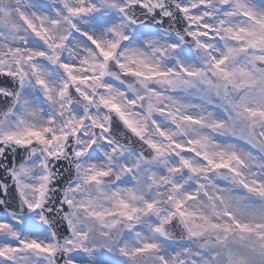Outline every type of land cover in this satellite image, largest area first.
I'll list each match as a JSON object with an SVG mask.
<instances>
[{
    "label": "snow or ice",
    "instance_id": "snow-or-ice-1",
    "mask_svg": "<svg viewBox=\"0 0 264 264\" xmlns=\"http://www.w3.org/2000/svg\"><path fill=\"white\" fill-rule=\"evenodd\" d=\"M0 264H264V0H0Z\"/></svg>",
    "mask_w": 264,
    "mask_h": 264
}]
</instances>
